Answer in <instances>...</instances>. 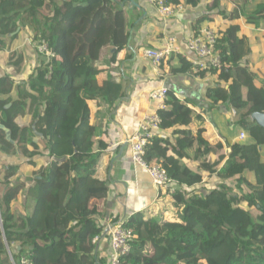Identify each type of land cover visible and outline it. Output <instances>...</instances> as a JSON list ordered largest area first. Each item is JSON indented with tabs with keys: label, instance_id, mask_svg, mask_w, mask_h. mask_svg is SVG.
<instances>
[{
	"label": "trees",
	"instance_id": "1",
	"mask_svg": "<svg viewBox=\"0 0 264 264\" xmlns=\"http://www.w3.org/2000/svg\"><path fill=\"white\" fill-rule=\"evenodd\" d=\"M242 2L228 15L225 10L216 12L222 8L221 0H211L197 26L206 21L214 23L218 14L233 21L221 31L216 47L224 67L209 71L227 89L215 88L209 98L242 114L239 124L251 142L233 145L229 158L218 156L223 145L209 144L203 129L194 134V111L169 93V108L158 114L160 128L171 132L176 145L159 135L147 146L145 159L150 166L158 160L177 184L172 197L178 217L173 222H160L143 213L130 217L126 226L133 231L134 239L124 264H264V129L247 120L246 115L250 106L264 108V95L244 64L252 54V43L247 34L240 35L241 16L245 15L251 28L258 29L264 22V0ZM131 3L52 0L43 8L41 0H0V48L5 45L3 38L13 40L19 28L29 27L34 41H45L54 54L27 83L29 90L20 89L19 103L11 98L14 80L9 75L0 76V97L7 96L0 98V125L9 130L13 141L0 129V154L29 160L47 152L50 158L40 175L33 178L34 188L25 191L33 208L24 219H16L11 209L26 188L24 181L15 184L19 167L6 165L0 172V186L8 187L0 197V264H12L7 246L16 243L14 264H20L23 258L32 264H98L93 241L103 236L104 229L98 222L100 212L95 200L101 199L107 188L94 180L97 128L91 124L89 103L112 105L117 97L107 82L98 81L101 70L96 60L108 23H114ZM167 3L174 9L196 8L200 0ZM13 60L10 66L19 67L21 61ZM30 114L45 147L35 141L38 136L33 128L17 123L19 117ZM191 162L199 163L197 170ZM205 174L216 176L222 183L201 197L188 192L203 183ZM224 248L227 253L220 262L214 254Z\"/></svg>",
	"mask_w": 264,
	"mask_h": 264
},
{
	"label": "crops",
	"instance_id": "2",
	"mask_svg": "<svg viewBox=\"0 0 264 264\" xmlns=\"http://www.w3.org/2000/svg\"><path fill=\"white\" fill-rule=\"evenodd\" d=\"M221 1L222 8L216 9V12L225 10L228 15L233 14L236 7L243 5L242 0ZM210 2L211 0H200L196 8L179 6L173 8L175 13L172 17H164L149 0H134V3L123 10L122 16L115 19L114 23H108L96 66L101 70L98 81L107 82L109 89L117 97L112 105L102 101L89 103L91 124L97 128L94 154L98 156V164L94 180L98 185H105L107 188L105 195L95 200L100 212L98 222L104 233L111 224L126 222L137 213H143L160 222H173L178 217L177 209L173 205V194L167 189H158L148 172L134 162L128 142L138 131L139 122L153 110L154 102L150 101L149 95L154 91L165 87L169 93L194 111L196 119L191 131L195 134L203 129L204 138L213 147L221 143L223 149L219 150L218 156L224 154L229 158L233 145L251 142L247 132L239 124L242 114L237 112V116H233L232 108L221 103L216 104L209 98L210 92L215 88L220 89L221 86L227 89V86L218 82L216 76L209 72L202 74L197 71L184 55L172 56L158 69H154L143 58L145 49L161 48L168 37H177L179 41L184 42L200 29L211 28L221 32L225 27L232 25L233 21L218 14L214 23L206 21L197 26L198 21L207 14V5ZM94 11L88 16L92 17ZM245 19V15L241 16L240 35L247 34L252 43V54L244 60V64L250 68L254 50L258 46L261 47V54L256 55V59L258 63L264 61V45L260 44L256 35L257 31L264 29V22L255 29L248 27ZM27 29L19 28L17 37L13 40L3 38L5 45L0 48V76L9 75L14 80L15 86L11 93L14 103L20 101V89L29 90L26 81L30 79L33 71H36L32 68L39 66V63L34 65L36 42L31 43L32 31ZM11 59H14L13 62L21 61L20 66H8ZM43 61L46 60L42 57V63ZM187 65L191 66L190 70ZM33 121L31 114L17 119L21 127H29ZM242 133L246 135L245 139L241 138ZM160 136L170 138L176 145V138L172 137L170 131H162ZM190 151L193 153L194 150ZM42 157V166L47 165L50 161L47 152L42 154ZM16 160L17 156L0 154L1 163L9 161L10 165L18 166L13 162ZM22 160L27 162L25 158ZM184 162L189 163L187 160ZM154 163L159 165L158 160ZM198 165V162L190 163L194 170H197ZM20 174L19 169L18 175ZM247 176L250 180L253 179L252 175ZM221 183L216 176L205 174L201 185L187 191L201 197V194L208 193ZM102 237L96 244L98 264H108L109 240L107 236Z\"/></svg>",
	"mask_w": 264,
	"mask_h": 264
},
{
	"label": "built area",
	"instance_id": "3",
	"mask_svg": "<svg viewBox=\"0 0 264 264\" xmlns=\"http://www.w3.org/2000/svg\"><path fill=\"white\" fill-rule=\"evenodd\" d=\"M149 3L156 7L164 17H172L175 13L173 7L168 5L167 0H149ZM221 37L222 33L220 31L211 28L200 29L194 35L185 39L184 42L179 41L177 37H168L161 48L145 49L143 58L154 69H158L164 61L174 55H184L197 71L222 70L224 67L222 56L216 48ZM36 50L49 62L54 57L48 43L45 41L36 42ZM149 98L150 101L154 102L153 110L139 122L138 131L130 137L128 142L131 145L134 162L148 172L154 185L158 189H167L174 194L178 187L177 184L168 176L161 165L150 166L145 159L147 146L162 132L160 128L161 118L158 112L168 109L169 90L163 87L151 93ZM232 114L237 116V111L233 109ZM241 138L245 139L246 135L242 133ZM107 232L106 236L110 247L108 264H124V258L132 250L133 231L126 226L125 221H119L111 224ZM100 239L97 237L93 244L96 245ZM20 264L32 263L23 258Z\"/></svg>",
	"mask_w": 264,
	"mask_h": 264
},
{
	"label": "rangeland",
	"instance_id": "4",
	"mask_svg": "<svg viewBox=\"0 0 264 264\" xmlns=\"http://www.w3.org/2000/svg\"><path fill=\"white\" fill-rule=\"evenodd\" d=\"M47 1H52V0H41V4H42L43 8L45 7V4H46ZM53 1L54 2H59V0H53ZM21 9H23V8H21ZM43 11L45 12L44 9H43ZM43 15H45V13H43ZM27 28L29 29V27H27ZM30 33L32 34V36H31V39H32L31 41L32 42L31 43H33V41H34V33L33 32H30ZM256 35L258 37V41L261 42L260 44L264 45V29L257 31ZM29 42H30V40H29ZM34 47L36 48V45ZM260 48L261 47L258 46L254 50L253 60H252V63L250 62L249 66L251 68L250 70L252 71V73L254 75L255 82L262 87L263 95H264V61L262 63H258V61L256 59L257 56L261 54V49ZM35 59H36V61H35L34 65H37L39 63V66L36 67V68L35 67L32 68V70L34 69L36 71H33L32 75L30 76V79L28 81H26V84L30 82L31 78L36 77L38 69H40V67H42V56L40 54H37V52H36V55H35ZM43 64L48 65L49 61L46 60L45 63H43ZM8 66H10V64H8ZM10 69H12V68H10ZM258 110H264V108L263 109H256L253 106H250L249 111L246 112L247 120H249L250 122H253L252 121V115H253L254 112H256ZM30 127L34 129L35 128V124L33 123ZM36 134H37V132H36ZM37 136L38 137L35 138V141L40 143L41 145H44V147H45L46 146V142L43 141L42 139H40L41 136L40 137H39V135H37ZM17 157H18V160L13 161V162H15L18 165V167H19V169L21 171V174L18 175L19 179H18L17 182L15 181V184H18V183H21V181H24V182H26V188L22 192V194L19 197V199L16 200L13 203V205H11V209H12V211L14 213V217L16 219H24V218H27L30 215V213L32 211V208H33V202L32 201H28L26 199L25 191H26V189H28L30 187L34 188L35 184L32 183V180H33L34 177H38L40 175V171H41L40 169L42 167V162H43L42 158L43 157H42V154H41V156L35 157L33 159H29L30 161L27 159V162H24L22 160V158H23L22 156L19 155ZM8 162L6 161L4 163H1V161H0V172L3 173L5 171L6 165L9 164ZM32 162H34V163H32ZM8 166H10V164ZM1 168H2V171H1ZM11 185H14V184L12 183ZM7 188L8 187L0 186V197L2 196V194L5 191H7ZM237 194H240V191L239 192L237 191ZM201 196H202V194H201ZM17 245H18V243L13 245L11 248H9L7 246V253H8V256H9L12 264H14L12 262V257H13L12 256L13 255L12 252L16 251L15 247H17ZM226 253H227V250L224 248V249H221V250H217L214 255L220 262H223Z\"/></svg>",
	"mask_w": 264,
	"mask_h": 264
},
{
	"label": "water",
	"instance_id": "5",
	"mask_svg": "<svg viewBox=\"0 0 264 264\" xmlns=\"http://www.w3.org/2000/svg\"><path fill=\"white\" fill-rule=\"evenodd\" d=\"M132 3H134V0H132ZM11 105H8L7 108H10ZM252 121L255 122L259 127L264 129V113H254L252 115ZM0 129H3L6 134H7V139L13 143L12 138H11V134L9 132L8 129H6L3 125H0ZM40 136H42L41 134H39ZM62 161H65V159H63ZM107 231L103 234L102 238H105L107 235Z\"/></svg>",
	"mask_w": 264,
	"mask_h": 264
}]
</instances>
